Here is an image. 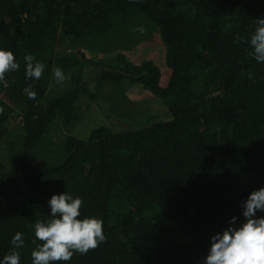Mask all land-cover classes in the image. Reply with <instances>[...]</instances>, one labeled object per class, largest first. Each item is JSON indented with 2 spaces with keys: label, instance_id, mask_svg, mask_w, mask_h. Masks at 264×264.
I'll return each mask as SVG.
<instances>
[{
  "label": "trees",
  "instance_id": "1",
  "mask_svg": "<svg viewBox=\"0 0 264 264\" xmlns=\"http://www.w3.org/2000/svg\"><path fill=\"white\" fill-rule=\"evenodd\" d=\"M259 18L264 0H0V50L20 65L0 84V261L20 232V264H32L35 223L68 193L107 239L57 264H203L211 237L233 217L245 223L242 202L264 187V63L235 42ZM140 26L162 58L122 52ZM29 54L46 66L38 81L25 79ZM131 88L164 111L128 116ZM80 98L82 119L95 108L106 123L86 139L63 132L80 120Z\"/></svg>",
  "mask_w": 264,
  "mask_h": 264
},
{
  "label": "clouds",
  "instance_id": "2",
  "mask_svg": "<svg viewBox=\"0 0 264 264\" xmlns=\"http://www.w3.org/2000/svg\"><path fill=\"white\" fill-rule=\"evenodd\" d=\"M141 2V0H136ZM254 32L249 39L237 36L236 43H247L251 48L248 53L258 63H264V18L254 20ZM143 34L145 29L139 28ZM31 54L24 57L25 79L40 80L45 65L35 62ZM20 65L11 51L0 50V84L5 87L9 73L17 72ZM55 81L62 84L65 77L62 69L57 67L53 73ZM24 93L31 100L36 99L33 85L24 88ZM3 109H0L2 114ZM50 218L47 221H37L34 225L35 239L32 243L35 250L31 253L32 264H57L69 262L74 254L86 255L106 242L103 233V221L97 218H83L81 208L82 198H73L70 194L53 195L48 201ZM245 223L235 226L236 217L229 221V227L211 237V247L203 264H264V216H256L264 212V187L254 190L242 202ZM11 250L4 256L0 264H20L19 249L25 246L23 234L17 232L10 241Z\"/></svg>",
  "mask_w": 264,
  "mask_h": 264
},
{
  "label": "rangeland",
  "instance_id": "3",
  "mask_svg": "<svg viewBox=\"0 0 264 264\" xmlns=\"http://www.w3.org/2000/svg\"><path fill=\"white\" fill-rule=\"evenodd\" d=\"M143 26H140L141 28ZM138 28V29H139ZM144 28V27H143ZM145 29V28H144ZM126 38L132 42V46H127L126 48L121 49L122 52L129 57L131 60L139 59L142 55L140 53H144L142 49H146L149 53H145L144 58L149 57L150 59H160L162 58V48L155 37V33L153 31H148L145 29L144 33L141 34L137 29H132L127 33ZM151 39V40H150ZM113 47H110L109 50H117L116 45L112 44ZM146 47V48H144ZM142 48V49H141ZM129 49H132L129 51ZM57 54L62 55L63 53L69 52V47L67 42L59 40L57 45ZM119 51V50H117ZM146 51V52H147ZM108 54V52L106 51ZM92 57L103 56L100 52H87ZM139 57V58H138ZM126 100L121 103L122 109H125L128 116L139 117L141 114L147 112L149 113H161L164 111V107L162 103L152 94L145 90H141L139 88H131L126 93ZM87 101H83V98L79 99L78 108L76 110V115L79 117V121L73 123L74 125L68 128H63V132L65 135H72L79 139H86L90 129L99 124H106L103 120V116L101 112L97 109L92 108V113L82 119L81 114L86 108ZM17 121L13 123L15 125Z\"/></svg>",
  "mask_w": 264,
  "mask_h": 264
}]
</instances>
